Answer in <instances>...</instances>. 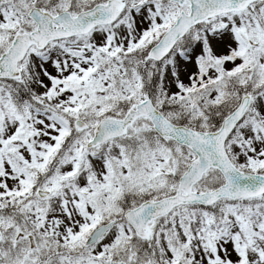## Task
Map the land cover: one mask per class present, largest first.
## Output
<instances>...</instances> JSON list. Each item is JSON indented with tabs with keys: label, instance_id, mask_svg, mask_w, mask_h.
I'll use <instances>...</instances> for the list:
<instances>
[{
	"label": "snow or ice",
	"instance_id": "6c2138e0",
	"mask_svg": "<svg viewBox=\"0 0 264 264\" xmlns=\"http://www.w3.org/2000/svg\"><path fill=\"white\" fill-rule=\"evenodd\" d=\"M0 264H264V0H0Z\"/></svg>",
	"mask_w": 264,
	"mask_h": 264
}]
</instances>
